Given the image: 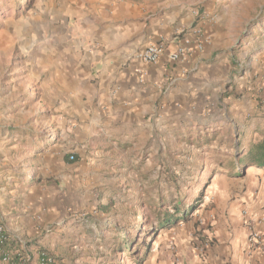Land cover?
<instances>
[{
	"label": "rangeland",
	"instance_id": "1",
	"mask_svg": "<svg viewBox=\"0 0 264 264\" xmlns=\"http://www.w3.org/2000/svg\"><path fill=\"white\" fill-rule=\"evenodd\" d=\"M116 1L151 5L149 14L157 17L197 9L207 17L221 10L236 53L243 47L249 55L241 56L242 69L238 64L220 81L225 88L218 101L248 98L255 80L264 107V75L249 74L254 64L258 70L264 63V0ZM76 5L77 0H0V223L26 229L18 231L15 249L31 257L29 264H39L42 251L60 264H116L119 254L121 264H139L126 251L112 254L120 242L112 225L139 240L131 248L136 254L150 249L143 264H178L179 256L204 243L210 213L223 209L224 191L242 183L234 176L250 167L244 169L238 158L264 140V109L237 112L229 108L234 104H207L193 110L192 118L176 119L163 104L162 112L138 120L130 139H116L120 135L109 133L112 127L98 117L96 107L106 102L92 93L100 67L89 66L93 47L89 37L79 39ZM240 76L242 90H235ZM71 154L78 155L73 163L66 159ZM161 199L163 206L155 207ZM69 200L67 207L60 203ZM35 202L57 212L38 229L24 226ZM178 202L187 218L160 228L161 209L174 212ZM78 218L88 227L79 231Z\"/></svg>",
	"mask_w": 264,
	"mask_h": 264
},
{
	"label": "crops",
	"instance_id": "2",
	"mask_svg": "<svg viewBox=\"0 0 264 264\" xmlns=\"http://www.w3.org/2000/svg\"><path fill=\"white\" fill-rule=\"evenodd\" d=\"M86 1L77 0L78 35L79 39L86 40L89 37L91 41L93 52L88 57L89 66L100 67V78L93 83L95 86L92 93L95 96L101 94L106 99L104 104L96 107L98 111L101 110L98 117H104L106 124L112 127L107 129L109 133L120 135L115 136L116 139H130V133L138 130V120L148 113L162 112L163 104H169L171 115L176 119L192 118L193 110L207 104H234L229 108L237 112H245L248 108L256 112L264 109L257 98L260 89L256 88L258 83L255 80L249 82L252 90L246 93L248 98L218 101L225 88V84L222 87L220 81L225 82L228 72L237 69L238 64L242 69L241 56L249 55L243 47L239 54L236 53L235 42L228 39L221 10L207 17H204L200 9L187 16L173 13L157 17L154 13L149 14L151 5L144 8L143 5L133 6L124 1L90 0L93 3L88 9ZM89 23L91 26L87 27ZM181 30L184 32L177 36ZM198 31L202 32L205 40L201 49L197 46ZM160 42L166 44L168 50L182 44L187 45L189 51L178 62L169 61L167 54L157 64L137 57L139 51ZM254 66L249 72L251 78L259 70L262 77L264 63H260L258 70ZM87 77L90 79V76ZM244 79L250 81L247 76ZM243 81V78L238 81L235 90H242ZM80 82L78 71V86ZM146 129L149 130L148 127ZM234 177L240 178L242 183L238 189H226L220 202L223 209L210 213L208 220H211V227L204 230V243L184 253L185 258L179 256L178 264H264V242L260 245L249 240L251 229L264 234V169L253 166L244 174ZM65 196H58V199ZM60 203L67 207L70 200L67 204ZM52 207L49 204L46 207L45 202L42 206L35 202L25 214L24 226L41 228L42 224L52 223L57 214L56 207ZM82 219L78 218V222L83 224H78L79 231L89 224ZM7 221V231L12 239H18V231L24 232L26 229ZM18 251L15 248L12 250L14 254ZM30 251H33L31 253L35 260L36 251Z\"/></svg>",
	"mask_w": 264,
	"mask_h": 264
},
{
	"label": "trees",
	"instance_id": "3",
	"mask_svg": "<svg viewBox=\"0 0 264 264\" xmlns=\"http://www.w3.org/2000/svg\"><path fill=\"white\" fill-rule=\"evenodd\" d=\"M262 103H264V101H262ZM78 155L75 154V158H77ZM67 161L70 163H73L74 160L70 159V156L67 155L66 157ZM238 162L240 165H243L244 169L249 168V167H253V166H257V167H261L264 169V140H260L257 142H254L252 144V146L250 147L249 151L245 154V155H239L238 158ZM165 202H163V200L161 199L159 205L155 206V207H162ZM174 212H170L167 209H161V214L158 217L157 222L160 224V228H165L177 221H179L180 219L185 220L187 218V213L186 209L182 207V203L178 202L177 204H175L174 206ZM191 209V208H190ZM193 209H196L193 208ZM188 210V209H187ZM110 228H112L114 230L115 236L116 238L119 239V246H117V248L114 249V251L112 252V254L114 253H122L124 251L127 252L128 256L137 259V263L139 264H143L144 261L147 260V257L149 255V250H147L144 254H136V250H131L132 247H137L138 245H140L139 240H136L135 238H131L130 237V232H126L121 228H118L116 225H112ZM7 235L9 237V240L5 246V248L9 251H12L15 247L19 246L18 244V240L16 239H11L10 233L8 231ZM155 234H158V229H155V231H153L152 236H154ZM11 241V244L10 242ZM148 241H146V244L143 246L145 248L148 247ZM20 250V249H19ZM22 252V250H21ZM13 253V252H12ZM16 259H18V255L16 254L15 256ZM124 259L123 254H119L117 256V262L116 264H121L122 260Z\"/></svg>",
	"mask_w": 264,
	"mask_h": 264
},
{
	"label": "built area",
	"instance_id": "4",
	"mask_svg": "<svg viewBox=\"0 0 264 264\" xmlns=\"http://www.w3.org/2000/svg\"><path fill=\"white\" fill-rule=\"evenodd\" d=\"M184 31L181 30L177 36H181ZM178 38V37H177ZM197 46L198 48H202L205 40L203 39L202 32H197ZM189 49L187 45H178L173 50H168L166 44L154 43L147 46L142 51L138 52L137 57L145 62L151 64H157L161 61L162 57L167 54V58L171 62H178L184 58V56L188 53ZM262 101H264V93L262 95ZM70 159L74 160L75 155L71 154ZM7 228L3 223H0V260L4 264H29L31 257L24 254L19 250L16 254L18 255V259L15 258L16 254L12 253L5 248L9 237L7 235ZM249 240L252 242L260 243V245L264 242V234L251 229L249 234ZM39 264H60L58 259L45 251L39 253ZM260 264V263H259Z\"/></svg>",
	"mask_w": 264,
	"mask_h": 264
}]
</instances>
